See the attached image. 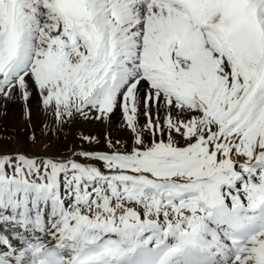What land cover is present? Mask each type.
Returning <instances> with one entry per match:
<instances>
[{
  "label": "snow or ice",
  "instance_id": "obj_1",
  "mask_svg": "<svg viewBox=\"0 0 264 264\" xmlns=\"http://www.w3.org/2000/svg\"><path fill=\"white\" fill-rule=\"evenodd\" d=\"M34 100L73 143L0 151V264H264V0H0Z\"/></svg>",
  "mask_w": 264,
  "mask_h": 264
},
{
  "label": "bare ground",
  "instance_id": "obj_2",
  "mask_svg": "<svg viewBox=\"0 0 264 264\" xmlns=\"http://www.w3.org/2000/svg\"><path fill=\"white\" fill-rule=\"evenodd\" d=\"M46 117L42 114L38 103L34 100L32 103V121L31 126H28L23 116V108L19 104L9 103L7 107L0 106V131L6 135L20 134L25 140L29 139V136L34 132L35 136L43 135L48 137L52 142L55 143L59 150L69 149L72 146V136L68 135L67 132L63 138L59 133L54 131H48L43 127ZM81 130L86 134L91 133L94 135L103 136V127H97L91 124L81 125ZM47 133L46 135L43 133ZM75 133V129H73ZM113 134H116L115 128ZM64 151V150H63Z\"/></svg>",
  "mask_w": 264,
  "mask_h": 264
},
{
  "label": "rangeland",
  "instance_id": "obj_3",
  "mask_svg": "<svg viewBox=\"0 0 264 264\" xmlns=\"http://www.w3.org/2000/svg\"><path fill=\"white\" fill-rule=\"evenodd\" d=\"M63 150L65 152H69V149ZM63 150H59L54 142H52L48 137H45L43 135H36L35 141L32 142L29 139L25 140L24 137L20 134L6 135L0 131V151H19L26 152L29 155L36 153H47L49 155L52 154L54 156H57L60 155L59 153L64 152Z\"/></svg>",
  "mask_w": 264,
  "mask_h": 264
}]
</instances>
